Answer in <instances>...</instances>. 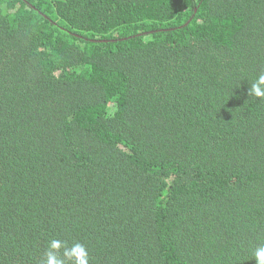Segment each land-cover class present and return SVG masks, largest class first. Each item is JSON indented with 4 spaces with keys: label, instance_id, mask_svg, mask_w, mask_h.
I'll return each mask as SVG.
<instances>
[{
    "label": "trees",
    "instance_id": "1",
    "mask_svg": "<svg viewBox=\"0 0 264 264\" xmlns=\"http://www.w3.org/2000/svg\"><path fill=\"white\" fill-rule=\"evenodd\" d=\"M264 0H0V264H255Z\"/></svg>",
    "mask_w": 264,
    "mask_h": 264
},
{
    "label": "clouds",
    "instance_id": "2",
    "mask_svg": "<svg viewBox=\"0 0 264 264\" xmlns=\"http://www.w3.org/2000/svg\"><path fill=\"white\" fill-rule=\"evenodd\" d=\"M248 95L264 98V72L251 83ZM253 259L255 264H264V244L254 250ZM91 261L89 250L83 243L76 241L70 244L67 240L50 239L40 264H91Z\"/></svg>",
    "mask_w": 264,
    "mask_h": 264
}]
</instances>
